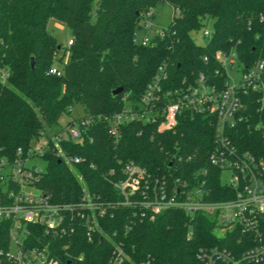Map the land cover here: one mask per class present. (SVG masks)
I'll return each mask as SVG.
<instances>
[{
  "label": "trees",
  "instance_id": "1",
  "mask_svg": "<svg viewBox=\"0 0 264 264\" xmlns=\"http://www.w3.org/2000/svg\"><path fill=\"white\" fill-rule=\"evenodd\" d=\"M160 2L174 8L172 22L141 44L137 35L145 30L142 20L147 14L152 20ZM51 18L64 23L72 35L60 77L49 73L54 61L62 59L47 30ZM206 18L213 20V30L206 45L198 46L192 34ZM232 48L245 64L264 57V0H0V160L13 159L17 148L27 154L44 126L57 125L75 105L85 115H112L124 108V99L138 103L158 75L164 76V92L193 84L201 73L211 76L219 68L214 52ZM117 88L122 93L113 95ZM158 124H127L118 140L104 125L91 127L82 145L61 143L66 153L84 162L72 170L46 150V169L36 186L54 203H75L81 194L80 175L90 192L114 203L120 196L111 182L119 179L125 162L133 161L153 176L182 179L208 168L214 192L208 199L232 196L220 194L226 188L220 185V172L207 164L214 133L208 117L183 113L174 129L164 131ZM239 130L234 143L264 160V140L246 125ZM139 214L137 209L115 207L100 221L103 231L122 244L129 258L124 264H200L196 253L202 247L234 253L248 247V238L235 233L218 238L215 222L205 215L190 221L181 211H167L151 223L140 222ZM8 229L9 223L0 221V264H16L8 257ZM30 230L26 247L48 246L58 264H105L112 252L104 238L87 242L82 228L61 239L48 237L42 227ZM259 232L264 244V215Z\"/></svg>",
  "mask_w": 264,
  "mask_h": 264
},
{
  "label": "built area",
  "instance_id": "2",
  "mask_svg": "<svg viewBox=\"0 0 264 264\" xmlns=\"http://www.w3.org/2000/svg\"><path fill=\"white\" fill-rule=\"evenodd\" d=\"M145 21V28L149 30L150 14L146 15ZM210 35L204 31L207 39ZM213 57L219 68L211 76L201 73L193 84H182L164 92L160 84L164 76L158 75L147 85L138 103L124 99V108L112 115L94 117L83 114L71 118L38 153L42 157L46 150H51L68 167H75L84 159L66 153L61 143L82 145L91 127L104 125L107 134L118 140L123 126L130 123L150 124L159 120L158 130L164 131L174 129L183 113L206 116L214 132L207 164L220 172V185L226 187L220 194L232 196L222 200L208 199L214 194L209 187L208 168L197 170L190 179H182L153 176L135 162L127 161L120 170L119 179L111 182L120 196L119 201L101 200L90 192L79 175L81 194L78 201L54 203L49 194L36 186L43 172L27 165L33 152L32 144L27 154L17 148L13 159L0 160V221L9 223L8 257L14 263L58 264L48 246L26 247L32 235L30 228L42 227L44 234L52 239L70 237L76 229L82 228L87 242L92 243L100 237L112 245L105 264H124L129 258L122 244L105 233L100 224L115 207H124L137 209L140 222L154 223L167 211H181L190 221L196 215H205L215 222L218 238H224L228 233H235L241 239L248 238V247L237 253L217 246L200 248L196 253L200 264H264V244L259 232V222L264 215V160L257 159L251 150L239 148L233 138L240 131L239 126L246 125L250 132L257 133L264 140V57L245 64L233 48L217 50ZM208 61L205 56L203 62ZM49 73L56 77L62 75L61 69L55 66L49 69ZM43 132L44 129L40 136ZM224 171L231 173L228 182L222 179ZM109 174L113 175L114 171ZM23 187L34 189L38 194L24 192ZM187 235L190 238L192 231ZM140 264L151 262L147 260Z\"/></svg>",
  "mask_w": 264,
  "mask_h": 264
},
{
  "label": "rangeland",
  "instance_id": "3",
  "mask_svg": "<svg viewBox=\"0 0 264 264\" xmlns=\"http://www.w3.org/2000/svg\"><path fill=\"white\" fill-rule=\"evenodd\" d=\"M154 14V18L151 20L149 26V30H146L145 25L147 22L142 20V24L144 25L145 30H141L138 32L137 40L141 42H148L152 39L155 34H161L163 30H166L172 22L173 16L175 14L174 8L165 2H160L157 6L152 10ZM48 32L55 38L57 45L60 47L58 51L57 57L62 58L61 61L55 60L53 65L59 69H62L68 58V47L69 41L72 39L71 31L69 28L56 19H49L47 23ZM213 30V20L210 18H206L203 21L201 28L192 34V39L194 43L198 46H204L207 43V37L204 36V31L212 32ZM4 79V76L1 75ZM83 115V110L81 106L75 105L70 109V113L63 116L60 122L52 127L44 126L43 135H41L36 140L32 142V154L28 159L27 165L28 167L34 166L39 172H44L46 169V162L39 155L38 151L46 145V143L52 139L56 134H58L61 129L71 118L79 117ZM34 153V154H33ZM36 153V155H35ZM72 170L74 166L70 167ZM222 179L224 182H228L231 179V173L228 171H224L222 173ZM24 192H30L33 195H37L38 192L34 189L28 190L23 187ZM10 250H13V246L11 245Z\"/></svg>",
  "mask_w": 264,
  "mask_h": 264
},
{
  "label": "water",
  "instance_id": "4",
  "mask_svg": "<svg viewBox=\"0 0 264 264\" xmlns=\"http://www.w3.org/2000/svg\"><path fill=\"white\" fill-rule=\"evenodd\" d=\"M58 49H59V47H58ZM30 63H31V65H32V63H33V60H32V59H31ZM120 93H122V89H121V88H117V89H115V90L112 92L113 95H119ZM173 161H174V159H171V161H170L169 164H168L169 167L172 166Z\"/></svg>",
  "mask_w": 264,
  "mask_h": 264
}]
</instances>
